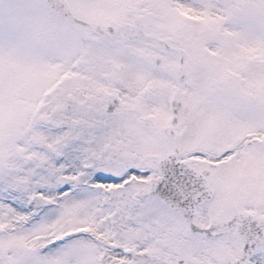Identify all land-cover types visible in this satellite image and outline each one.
I'll return each mask as SVG.
<instances>
[{"label":"snow or ice","instance_id":"snow-or-ice-1","mask_svg":"<svg viewBox=\"0 0 264 264\" xmlns=\"http://www.w3.org/2000/svg\"><path fill=\"white\" fill-rule=\"evenodd\" d=\"M0 264H264V0H0Z\"/></svg>","mask_w":264,"mask_h":264}]
</instances>
